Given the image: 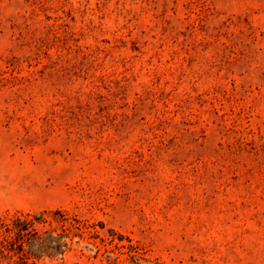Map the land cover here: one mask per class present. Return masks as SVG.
<instances>
[{"label": "rangeland", "instance_id": "1", "mask_svg": "<svg viewBox=\"0 0 264 264\" xmlns=\"http://www.w3.org/2000/svg\"><path fill=\"white\" fill-rule=\"evenodd\" d=\"M56 209L66 264H264V0H0V220Z\"/></svg>", "mask_w": 264, "mask_h": 264}, {"label": "trees", "instance_id": "2", "mask_svg": "<svg viewBox=\"0 0 264 264\" xmlns=\"http://www.w3.org/2000/svg\"><path fill=\"white\" fill-rule=\"evenodd\" d=\"M90 226L62 209L0 220V264H66Z\"/></svg>", "mask_w": 264, "mask_h": 264}]
</instances>
